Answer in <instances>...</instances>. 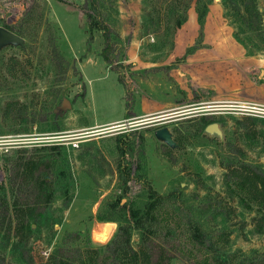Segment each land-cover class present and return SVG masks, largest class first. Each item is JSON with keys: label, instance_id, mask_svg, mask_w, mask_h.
I'll return each instance as SVG.
<instances>
[{"label": "rangeland", "instance_id": "rangeland-1", "mask_svg": "<svg viewBox=\"0 0 264 264\" xmlns=\"http://www.w3.org/2000/svg\"><path fill=\"white\" fill-rule=\"evenodd\" d=\"M100 2L117 34L114 70L103 64V38L89 30L83 0H0V27L25 39L24 48H0V183L5 158L53 144L62 146L61 167L69 183L67 197L60 194L49 217L34 226L28 244L33 264H49L55 246L71 232H80L68 242L72 248L105 244L117 223L98 221L96 213H108L119 198L122 204L145 199L147 187L163 194L180 191L190 204L204 202L208 224L222 226L228 236V251L264 253V222L258 231L256 206L240 200L233 182L228 188L223 165L239 154L264 169V117L237 109L234 105L244 101L240 97H216V60L185 63L187 53L210 47L209 39L216 42L217 8L225 27L219 37L235 41L256 61L264 54L261 30L244 32L230 2L210 0L207 28L204 20L185 53L172 56L174 32L165 26L168 0ZM256 4L264 18V0ZM156 15L159 22L150 25L149 17ZM257 73H250L254 81ZM252 92L248 102H264L257 88ZM127 109L134 114L128 116ZM125 113L120 122L91 126ZM202 115L213 118L203 123ZM211 122L218 123L221 135L206 131ZM159 127L172 132L174 147L155 137ZM66 135L79 140L77 146ZM216 204L221 212L212 218ZM137 235L133 231V243ZM5 259L26 264L9 248Z\"/></svg>", "mask_w": 264, "mask_h": 264}, {"label": "trees", "instance_id": "trees-1", "mask_svg": "<svg viewBox=\"0 0 264 264\" xmlns=\"http://www.w3.org/2000/svg\"><path fill=\"white\" fill-rule=\"evenodd\" d=\"M224 1L232 5L234 21L239 22L242 30H261L257 35L264 41L263 13L256 0ZM209 3L210 0H194L200 29ZM168 4L170 12L164 22L174 32L186 21L191 0L187 4L181 0H168ZM81 6L89 30L101 32L103 46L100 56L114 70L112 37L116 38L117 34L101 13L103 5L100 0H83ZM159 17H149L150 25L158 23ZM9 28L12 29L11 26ZM127 114L131 116L132 112L127 109ZM212 118L211 115L201 116L203 123ZM61 147L58 144L43 145L35 148L36 153L5 158L6 174L0 183V264H8L5 259L8 248L26 264L34 263L28 245L34 226L49 217L52 202L60 194L64 197L68 194V177L61 167ZM223 165L228 188L233 182L239 190L240 200L250 208L256 206L259 213L256 228L261 231L264 222V169L242 160L239 154H236L235 160H228ZM144 190L145 199L135 197L122 204L119 198L110 206L108 213H96L98 221L117 223L116 230L105 244L91 246L87 243L82 249L72 248L68 242L79 238L80 232H71L55 246L48 263L172 264L177 260L178 264H264L262 252L227 250L228 236L222 226L213 228L208 224L204 202L190 204L181 198L180 191L163 194L151 187ZM67 204L68 199L64 205ZM220 212L221 207L216 204V213L211 214L212 218H217ZM133 231L138 234L135 243L132 240Z\"/></svg>", "mask_w": 264, "mask_h": 264}, {"label": "crops", "instance_id": "crops-1", "mask_svg": "<svg viewBox=\"0 0 264 264\" xmlns=\"http://www.w3.org/2000/svg\"><path fill=\"white\" fill-rule=\"evenodd\" d=\"M211 12L212 8L209 7L205 19L206 28L209 24V16ZM216 19H218L216 20V42L214 39L213 41H209V39L207 43L210 47H200L192 54L187 53L189 56L186 57L185 63H187L188 60H191L190 62L192 63L198 62V64L207 65L210 60H216L217 98L222 97L224 94H228L240 97L244 101H251L248 100L247 97L253 95L252 89L254 88H257L259 93L264 96V54L262 59L256 61L254 55L246 54L243 48H241L235 41H227L225 38H220V32L225 31L221 19L220 8L216 9ZM198 26L197 14L194 5H191L187 11L186 21L174 31V48L172 50V56H182L185 53L186 48L193 43V40L197 35L196 33L199 29ZM215 56L216 59L214 58ZM252 71L258 72L256 74L257 81H254L253 76H251L250 73ZM133 114L134 113L132 112V115ZM125 117H127L126 113L123 118L93 122L91 123V126L113 124L122 121Z\"/></svg>", "mask_w": 264, "mask_h": 264}, {"label": "water", "instance_id": "water-1", "mask_svg": "<svg viewBox=\"0 0 264 264\" xmlns=\"http://www.w3.org/2000/svg\"><path fill=\"white\" fill-rule=\"evenodd\" d=\"M8 44L14 45V46L19 45L20 47L24 48L25 39L22 36L16 34L15 32L5 27H0V48ZM64 103H66V100H63V105ZM206 131L210 133L215 132L218 135H221V130L217 122H211L207 124ZM154 135L158 140L166 143L169 146L174 147L176 145L172 137V132L168 129V127L157 128L154 132Z\"/></svg>", "mask_w": 264, "mask_h": 264}, {"label": "built area", "instance_id": "built-area-1", "mask_svg": "<svg viewBox=\"0 0 264 264\" xmlns=\"http://www.w3.org/2000/svg\"><path fill=\"white\" fill-rule=\"evenodd\" d=\"M262 21H263L262 24L264 26V18ZM234 106H237V109L244 111L245 114L264 117V104L262 103H252L248 101H241L239 103L237 102ZM66 136H67L68 142L71 143L72 146H77V142L79 140L72 139V137H69L68 135ZM43 253L47 255L45 251Z\"/></svg>", "mask_w": 264, "mask_h": 264}]
</instances>
